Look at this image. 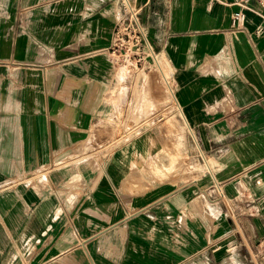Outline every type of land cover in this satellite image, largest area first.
I'll return each mask as SVG.
<instances>
[{"label": "crops", "instance_id": "0c3cea01", "mask_svg": "<svg viewBox=\"0 0 264 264\" xmlns=\"http://www.w3.org/2000/svg\"><path fill=\"white\" fill-rule=\"evenodd\" d=\"M131 1L172 94L119 0H0V264H264V0Z\"/></svg>", "mask_w": 264, "mask_h": 264}, {"label": "built area", "instance_id": "2783aa9c", "mask_svg": "<svg viewBox=\"0 0 264 264\" xmlns=\"http://www.w3.org/2000/svg\"><path fill=\"white\" fill-rule=\"evenodd\" d=\"M247 0H237L236 3L240 9L232 14V22L234 29H240L244 14L243 8H247ZM264 8V2H261ZM139 7H137L131 0H119V6L114 15V24L110 45L107 48L111 63L119 69V71H128L127 67L134 66L135 68H145L149 61L152 64L158 65L160 58L152 49L146 31L139 19ZM259 30H261L259 28ZM162 67V64H161ZM163 81L172 94L170 78L168 74L163 73ZM62 161L51 163L47 167H43L38 175L46 174L51 168L61 164ZM37 176V175H36ZM1 189V186H0ZM256 254L264 258V236L258 242Z\"/></svg>", "mask_w": 264, "mask_h": 264}, {"label": "rangeland", "instance_id": "374dc122", "mask_svg": "<svg viewBox=\"0 0 264 264\" xmlns=\"http://www.w3.org/2000/svg\"><path fill=\"white\" fill-rule=\"evenodd\" d=\"M152 63H153V61H149V64L145 68H139V67L135 68L134 66H132V67L129 66V67H127L128 71L126 72L125 75H133V74L138 73V72L147 73L149 71H155L157 73V75L163 80V73L167 74L168 72L166 71L164 66L161 67L162 62L161 61L159 62V66L152 64ZM127 123L128 122L125 121L123 125H126ZM120 124H119V127H120ZM115 127H116V125H115ZM122 138H123V136H118V137H116V141L118 142V141L122 140Z\"/></svg>", "mask_w": 264, "mask_h": 264}]
</instances>
